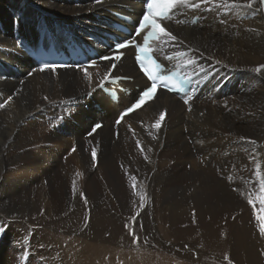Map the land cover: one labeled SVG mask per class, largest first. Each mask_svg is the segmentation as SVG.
Returning a JSON list of instances; mask_svg holds the SVG:
<instances>
[{"label":"bare ground","instance_id":"bare-ground-1","mask_svg":"<svg viewBox=\"0 0 264 264\" xmlns=\"http://www.w3.org/2000/svg\"><path fill=\"white\" fill-rule=\"evenodd\" d=\"M202 1L208 13L179 5L162 22L177 39L153 51L186 52L189 71L203 70L193 100L159 91L116 126L134 95L113 105L96 90L106 64L40 71L19 43L34 47L42 29L85 41L120 5L142 6L0 0V264H264L263 16L259 0ZM133 53L111 74L134 78L131 88L143 83Z\"/></svg>","mask_w":264,"mask_h":264},{"label":"snow or ice","instance_id":"snow-or-ice-1","mask_svg":"<svg viewBox=\"0 0 264 264\" xmlns=\"http://www.w3.org/2000/svg\"><path fill=\"white\" fill-rule=\"evenodd\" d=\"M102 0H97V3H101ZM202 2V0H201ZM254 0H248V3H253ZM147 11L144 13L143 18L139 21L138 27L135 30V35L137 37L142 36L143 44L136 42L131 39H124L121 42L115 45L117 51L120 49H125L129 46H135L138 49L139 55L136 56L137 61L141 63V68L144 71V74L147 76L148 80L151 81L150 86H147L138 96L134 103H132L128 108L124 110L121 114L120 119L116 121L117 124L120 123V120L124 118L125 115L133 112L134 109H137L143 106L146 102L155 98L158 88L163 87L166 90H170L168 88V84L165 83L170 79V77L166 75H162L159 73L160 65L157 63L156 59L153 58L151 53L154 49L151 47V42L154 40H161L166 38L168 41H175L177 37L173 35L170 31L166 29V27L162 26V22L170 19L171 15L174 14V10H179V5H184L187 7H193L195 5H190L188 0H145ZM183 53H179L178 56H183ZM119 56L109 57L104 56L103 59L108 61L112 60L111 68L115 69L116 64L115 60L119 59ZM146 62V63H145ZM188 64L194 63L191 60L187 61ZM58 65L45 64L40 71H44L45 69H51L52 71L56 70ZM264 68V65L260 66ZM259 70V69H258ZM87 74V73H86ZM109 75L106 74L104 79H109ZM185 104L188 103V100L184 101ZM4 105L0 104V107ZM166 111L160 113L159 120L163 121L166 116ZM159 122L155 125V127H159ZM102 127L100 124H96L94 129H98ZM262 190H264V180L261 181ZM264 202V201H262ZM249 204H253L251 199L248 200Z\"/></svg>","mask_w":264,"mask_h":264},{"label":"rangeland","instance_id":"rangeland-1","mask_svg":"<svg viewBox=\"0 0 264 264\" xmlns=\"http://www.w3.org/2000/svg\"><path fill=\"white\" fill-rule=\"evenodd\" d=\"M236 1H237V0H236ZM219 7H220V4H219L218 2L214 3V8H219ZM204 8H205V7H204ZM204 12L208 13V12H209V8L206 7V9H204ZM218 21H219V22H218ZM218 21H217V22H218L219 25L222 26V25L224 24V23H222V22H224L223 19L218 20ZM200 22H201V20H200L198 23H200ZM68 26H69L72 30H76V27L74 26V24H72V25H69V24H68ZM203 26H204V25H203ZM205 28H206V27H205ZM203 29H204V28H202L201 31H203ZM204 30H205V29H204ZM55 33H56V30H55ZM248 69H250V67H248L246 70H247V71H251V69H250V70H248ZM197 70H200V69H196V71H197ZM213 76H214V73H211L210 75H208L209 78H212ZM213 79H214V78H213ZM215 79H216V78H215ZM236 83H237V81H236ZM237 84H238V83H237ZM205 88H206V87H205ZM208 92H209V91H208ZM249 93L252 94V92H249ZM209 95H210V93H209ZM251 97L255 98V97H254V94H253ZM255 99H256V98H255ZM256 101H257V99L255 100V103H257ZM80 106H81L80 109L83 108L82 105H80ZM85 110H88V107H86ZM74 118H75V117H74ZM263 119H264V115H263ZM58 120L61 121V120H62V116H59V117H58ZM73 120H74V119H72V118L69 119L70 123H72ZM69 121H68V122H69ZM102 123H103V122H102ZM64 124H65V122H64ZM103 124H104V123H103ZM51 127H52L53 129H55V130H58V129H59V125H58V124H53ZM64 127H65V125H64L62 128H64ZM186 127H187V125L185 124V125H184V128H186ZM62 128H61V129H62ZM90 128H92V127H90ZM87 133H89V132H86V133L84 134V137H85V135H86ZM114 133H115V132H114ZM114 133H113V134H114ZM85 138H86V137H85ZM86 139H88V138H86ZM187 141H188L189 145L192 146V147L194 148V145H192V142H193V141H192L191 139L189 140V138H188ZM68 151H69V150H67V148H66L65 151H64L63 160H66L67 158H69V157H68L69 154H68V156H66ZM192 152H193V154L195 155L196 152H197V150H193V149H192ZM64 156H65V157H64ZM125 229H126L125 231H127V228H125ZM129 237H130V236H129ZM115 248H116V247H115ZM118 249H121L122 251H123V250H124V251L128 250L127 248L125 249V247H124V248H118ZM149 250H150V249H149ZM152 251H156V252H161V253H163V251H159V250H157V249H153Z\"/></svg>","mask_w":264,"mask_h":264}]
</instances>
